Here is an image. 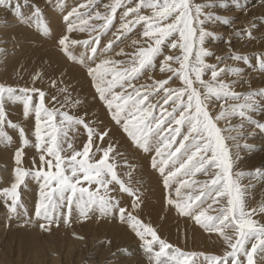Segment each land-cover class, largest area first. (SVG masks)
<instances>
[{
	"label": "snow or ice",
	"instance_id": "1",
	"mask_svg": "<svg viewBox=\"0 0 264 264\" xmlns=\"http://www.w3.org/2000/svg\"><path fill=\"white\" fill-rule=\"evenodd\" d=\"M232 2L237 9L243 8L241 0ZM10 4L11 0H0V6L9 7ZM93 4L94 0H88L86 4L73 8L64 16L68 34L77 30L87 31L91 39L81 42L65 34L58 40V45L62 46L71 60L87 67L98 99L110 112L115 124L144 152H154L152 167L159 171L164 187L170 190L167 203L175 205L181 214L192 216L209 233H217L226 245L225 251L223 255L212 256L184 252L162 240L151 226L145 225L134 214L140 208L143 194L139 189L130 186L132 166L127 161L124 162V166L130 169L126 182L118 175L115 163L110 162V154L116 152L114 145L108 143L106 147H100V142L106 137L111 140V129L105 127L97 131L84 117L47 108L46 93L34 86L40 74L33 77V87L19 89L24 93L23 96L15 95L16 88L0 84V141L10 143L12 139L4 132L3 125L19 127L7 120L5 99L22 100L24 115H35L36 143L33 147L37 149L39 156V165L35 167V171L25 170L19 167L23 148L16 151V182L10 189L3 190V195L11 198V204L8 205L10 211L17 213L18 208H24L18 190L24 184L25 177L31 175L33 179L42 181L35 216L45 221L39 225L45 231H49L52 224L58 225L61 217H66L67 223L75 206L81 217H87L94 210H98L101 215L118 214L120 220L129 223L136 235L144 241L148 252H152L153 243L158 242L160 250L155 253L156 264H161V256H168L174 264H203L195 259L198 255L203 256L204 261H211V264H245L240 258L241 255L246 258V264H256L254 257L258 249L264 253V223L253 219V216L257 212L264 213V203L258 208H246L244 193L232 179L234 156L227 140L236 142L243 137L245 121H251L264 130V123L253 120L251 115L257 110V97H264V88L246 93L235 91V86L244 77L245 68L224 62L230 59L243 62L248 67L258 65V70L264 73V51L246 54L232 50L231 37L226 41L230 49L228 55H215L207 49L204 46L205 39L216 37V34L205 25L216 22L225 25L232 23L227 16L205 11L217 7L216 3L193 6L189 0H113L110 5L105 6V13L97 11L92 15L90 11H80V8L90 9ZM19 7L17 3L18 15ZM219 7L227 8L228 4L221 0ZM120 8H124V11L120 17L119 29L113 34L114 40H110L103 52H99L100 35L91 34L107 30ZM142 9L151 10V14H142ZM33 15L40 21L42 13L38 7ZM21 19H24L22 15ZM93 19L102 20L103 23L91 24L90 20ZM137 25L143 26L144 39L132 41L135 51L127 53L120 49L116 53V56H129L128 61L107 57L95 63L99 55L110 52L115 41L131 33ZM41 27L43 34L48 36L50 29L47 23H41ZM255 28V23L242 30L233 28V35L249 40L257 39L253 35ZM80 43L86 47V52L78 58L70 48ZM165 48L176 51L165 52ZM87 50H90V57ZM210 56H215L217 63H208L206 58ZM157 57H163L159 71L168 74L166 78L156 80L150 77V84L138 85L135 81L144 71L154 67ZM88 60L95 66L87 63ZM221 64L224 66L220 67ZM206 73H210L209 79L204 78ZM228 75L237 79L229 81L221 78ZM174 78L182 82L181 86H172ZM244 82L251 83L250 80ZM56 84V80L51 81L53 87ZM60 91L68 93L64 99V103H68V87L65 86ZM35 93L39 95V105L34 107L32 94ZM50 99L56 101L54 96ZM80 103L79 99L71 101L73 107ZM57 115L62 117L59 125L55 123ZM234 116L239 117L240 123L231 124L229 118ZM220 120H227L228 127L221 129L217 123ZM42 122L47 125L46 130H42ZM185 124L188 125L187 133L182 134ZM76 126H83L87 131V141L82 150H75L69 141V130ZM224 132L235 135L225 136ZM19 133L24 146H28L30 141L22 127H19ZM65 143L72 150L70 156L62 155L66 151ZM94 146L97 152L102 153L98 160L90 157ZM233 146L238 148L240 145L234 143ZM244 147L249 145L245 144ZM116 154L120 155L118 152ZM235 158L239 159L238 154ZM199 172L208 175L209 179L203 182L187 179ZM255 174L264 175V170L258 168ZM84 182L89 187H84ZM174 184L178 186L175 187V197H172L171 189ZM92 185L96 187L90 190ZM194 185H199L200 190L197 191ZM187 189L191 191L182 196V190ZM112 192L127 193L133 197L130 205L132 210L123 207L117 196L110 195ZM220 197H227L226 205L217 214H209L213 204L210 203L205 208V201L212 200L218 204ZM64 208L67 209L66 213L62 211ZM24 211L26 213L27 210ZM146 235L152 239H146ZM253 239L255 242L249 248L247 245ZM169 249L173 251L169 253Z\"/></svg>",
	"mask_w": 264,
	"mask_h": 264
},
{
	"label": "rangeland",
	"instance_id": "2",
	"mask_svg": "<svg viewBox=\"0 0 264 264\" xmlns=\"http://www.w3.org/2000/svg\"><path fill=\"white\" fill-rule=\"evenodd\" d=\"M87 2L88 0H11L9 7L0 6V84L16 88L15 95L23 96L24 93L19 89L33 87V77L40 74V78L36 80L34 86L46 93L45 106L47 108L57 109L59 112L66 111L76 117H84L97 131L105 127L111 129V140L106 137L103 142H100V147H106L108 143L114 145L116 152L110 154V162L115 163L118 175L126 182L130 169L124 166V162L127 161L132 166L130 186L139 189V192L143 194L140 208L134 214L138 215L145 225L151 226L162 240L184 252L203 253L207 256L223 255L226 245L217 233H209L202 225L196 223L192 216L181 214L175 205L167 203L170 190L164 187L159 171L152 167L151 161L154 152H144L131 141L120 126L115 124L111 119L110 112L98 99L94 82L88 75L87 67L71 60L63 51L62 46L58 45V40L68 34L64 16L73 8H79L81 4ZM112 2L113 0H94L90 9L80 8V11H90L92 15L97 11L105 13V6ZM189 2L193 6L216 3L217 7L205 9V11H212L220 16L231 18V25L221 22L205 25L216 34V37L206 38L204 45L215 55H228L230 49L226 41L229 37H231L232 50L246 54L264 51V0H241L243 5L241 9H237L232 0H224L228 4L227 8L219 7L221 0H189ZM17 3L20 5L19 15L17 14ZM37 7L42 13L40 21H37L33 15ZM123 11L124 8L117 9L116 18L107 30L91 34L100 35L99 52H103L108 42L114 40L113 34L119 29ZM142 14L150 15L151 10L142 9ZM21 15L24 17L23 20ZM54 18H56L55 24L57 25L55 28L53 27ZM85 18L87 19V16ZM41 23H47L50 29L48 36L43 34ZM90 23L101 24L103 21L93 19L90 20ZM251 23L256 24L253 35L257 39L249 40L243 36L233 35V28L242 30ZM142 32L143 26L137 25L131 33L121 36L119 41H115L110 52L99 55L95 63H99L107 57L128 61L129 56H116V53L120 49H124L127 53L134 52L135 47L132 41L143 40ZM68 35L71 39L81 42L91 39L87 31L79 32L77 30ZM70 50L80 58L84 56L86 47L80 43L72 45ZM171 51L176 50L165 48V52ZM87 52L90 57V50ZM162 59L163 57H157L154 67L144 71L135 82L138 85H143L152 82L150 77L156 80L166 78L168 74L159 71ZM206 61L217 63L215 56L207 57ZM87 63L95 66L91 60H88ZM224 63L245 68L244 77L235 86V91L246 93L264 88V73L258 70V65L248 67L243 62H234L230 59ZM223 66V64L220 65V67ZM204 78L209 79L210 73H206ZM221 78L229 81L237 79L230 75ZM52 80L57 81L55 87L51 85ZM247 80H250L251 83L244 82ZM171 83L173 87H179L182 82L174 78ZM65 86L70 92L68 103H64L68 93L60 91ZM53 96L56 97L55 102L50 99ZM32 99L33 106H38V93L32 94ZM76 99H79L81 103L73 107L71 101ZM257 101V110L251 115L253 120L264 123V97H257ZM233 103L237 102L233 101ZM218 110L217 103L216 111ZM5 112L7 120L24 129L30 143L28 146H24L19 127L13 128L7 124L2 126L4 132L12 139L10 143L0 141V264H156L155 253L160 250L159 243L154 242L153 251L148 252L144 241L136 235L129 223L120 220L118 214L101 215L98 210H94L89 212L87 217H81L79 210L74 206L67 223H65L66 217H61L58 225L52 224L49 231L41 229L39 225L45 221L35 216V206L39 202L42 181L33 179L31 175L25 177L24 184L18 190L24 208H18L17 213L10 211L8 205L11 204V198L5 197L3 190L10 189L16 182L18 167L15 159L16 151L23 148L22 162L19 167L25 170L35 171V167L39 165V156L37 149L33 147L36 143L34 113L25 116L23 101L8 99H5ZM213 114L215 115V113ZM61 119L62 117L57 115L55 123L59 125ZM229 119L232 125L240 123L239 117L234 116ZM217 123L221 129L228 127L227 120H220ZM46 129L47 125L42 122V130ZM187 129L188 125L185 124L182 134H186ZM243 132V137L238 141L227 140L234 156L232 179L239 184L244 193L246 208H258L261 203H264V175H256L255 172L258 168L264 170V130L256 127L251 121H245ZM223 135H235V133L224 132ZM68 136L73 148L82 150L87 141L86 129L83 126H76L69 130ZM234 143H238L240 146L234 147ZM245 144L249 147H244ZM64 147L66 151L62 155L70 156L72 150L68 149L67 143ZM117 152L120 155H117ZM236 154L239 159L235 158ZM101 156L102 153L97 152L94 146L90 157L93 160H98ZM111 157H114V160H111ZM244 159L248 161L244 162ZM214 171H219V169H214ZM239 173H245V175L240 176ZM187 179L203 182L208 180L209 176L199 172ZM83 186L89 187L87 182H84ZM177 186L174 184L171 189L172 197H175V187ZM95 187L92 185L90 190ZM193 187L197 191L200 190L199 185ZM187 191H191V189L182 190L181 195L183 196ZM110 195L117 196L123 207L129 211L132 210L130 205L133 197L127 193L117 192H112ZM202 199L205 198L202 197ZM226 200L227 197H220L218 204L213 203L212 200H206L204 207L206 208L208 204L212 203L213 206L209 214L215 215L226 205ZM24 209L27 210L26 213ZM62 211L66 213L67 209L64 208ZM253 219L264 223V213L257 212ZM146 239L152 238L146 235ZM254 242L253 239L247 246L250 248L251 243ZM168 251L171 253L173 250L169 249ZM240 258L246 264V258L243 255ZM195 259L202 261L203 264H211V261H204L203 256L198 255ZM254 259L256 264H264V253L259 252L258 249ZM160 261L161 264H174L168 256H161Z\"/></svg>",
	"mask_w": 264,
	"mask_h": 264
},
{
	"label": "bare ground",
	"instance_id": "3",
	"mask_svg": "<svg viewBox=\"0 0 264 264\" xmlns=\"http://www.w3.org/2000/svg\"><path fill=\"white\" fill-rule=\"evenodd\" d=\"M201 2V1H200ZM53 22H54V24H53ZM53 22H52V24L54 25L53 27L55 28V26H57L55 23H56V18H54L53 19ZM263 43V42H262ZM255 49V48H254ZM222 50V49H221ZM263 151H264V147H263ZM250 158V157H249ZM249 158H247L248 160H249ZM252 158V157H251ZM247 159H244V162H246V161H248ZM252 159H254V158H252ZM260 160V159H259ZM264 197V196H263ZM99 232V231H98ZM115 233V232H114ZM84 234V233H83ZM95 234H96V232H95ZM95 234H94V236H95ZM93 236V237H94ZM108 237H109V235H108ZM123 237H125V236H123ZM222 244V243H221ZM117 246V245H116ZM110 247V246H109ZM132 248V247H131ZM89 250V249H88ZM80 253V252H79ZM117 253V252H116ZM86 254V253H85ZM104 257V256H103ZM106 257V256H105ZM121 257V256H120ZM85 258V257H84ZM139 258V257H138ZM105 259V258H104ZM114 260V259H113ZM139 260V259H138ZM137 260V261H138ZM114 262V261H113ZM115 262H116V260H115ZM119 263V262H118ZM126 263H127V261H126ZM56 264H58V263H56ZM121 264V263H120Z\"/></svg>",
	"mask_w": 264,
	"mask_h": 264
}]
</instances>
